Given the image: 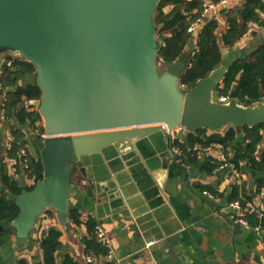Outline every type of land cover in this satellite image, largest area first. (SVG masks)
I'll return each instance as SVG.
<instances>
[{"label": "water", "instance_id": "95a60500", "mask_svg": "<svg viewBox=\"0 0 264 264\" xmlns=\"http://www.w3.org/2000/svg\"><path fill=\"white\" fill-rule=\"evenodd\" d=\"M159 1L0 0V55L16 53L34 66L19 86H38L41 98L21 108L39 111L46 134L29 146L41 158L43 179L29 190L22 175L21 194L7 192L20 210L11 223L18 245L28 246L49 210L61 227L72 229L71 198L78 193L73 173L84 171L89 158L125 156L158 132L169 145L164 124L170 131L181 127L179 141L204 129L233 127L242 134L246 126L264 124V101L245 106L235 91L228 101L216 96L242 50L225 51L222 63L192 88L180 77L191 63L193 42L161 71L162 40L154 22Z\"/></svg>", "mask_w": 264, "mask_h": 264}, {"label": "crops", "instance_id": "0c3cea01", "mask_svg": "<svg viewBox=\"0 0 264 264\" xmlns=\"http://www.w3.org/2000/svg\"><path fill=\"white\" fill-rule=\"evenodd\" d=\"M208 2L211 0H206L205 4ZM223 8L211 10L201 18L195 32L200 23L213 19H218L219 31L223 32L226 29ZM261 19L264 21V12ZM263 43L264 27L251 24L233 49L242 50L244 57ZM228 50L224 49V53ZM8 56L21 59L16 53L2 54V66ZM158 66L161 71L166 69L159 62ZM6 92L0 91V112ZM42 123H39L40 132ZM16 127H19L17 120L0 125V175L6 170L22 190V175L27 187L34 181L27 177L21 163L13 169L7 161V144L15 139L13 128ZM26 131L29 135L28 129ZM247 143L245 134L237 133L229 148L215 144L205 147L200 155L193 151L196 146L189 148V154L183 156L187 167H183L170 153L166 135L158 132L142 140L135 151L125 156L109 152L104 157L89 158L84 171L75 169L73 183L78 193L71 198V208L79 210L83 221L94 218L109 239L113 252L111 260L106 255L94 264H264V225H252L250 221L251 227L247 228L237 224L230 215L234 211L229 208L230 203L240 199L247 200L245 204L253 203L260 212L263 206L264 186L260 192L257 189L264 172L252 171L245 162L237 169L231 162L235 151ZM31 144L29 142L28 149L37 157L36 150L29 148ZM262 149L264 140L257 157ZM222 155L226 157L225 162ZM194 156L198 164L193 165L189 161ZM2 188L0 184V190ZM235 188H238L239 198L230 200L229 195ZM206 191L216 199H209ZM225 199L228 200L226 206L222 205ZM52 227L62 231L57 264H63L65 256L73 258L75 264H87L88 257L92 256L85 254L82 243L87 235L86 225L64 229L55 214L39 217L27 247L18 245L14 229L12 234H4V229L0 231L4 242L0 243V264H19L21 260L26 264H44L41 240ZM152 238L159 241L147 244Z\"/></svg>", "mask_w": 264, "mask_h": 264}, {"label": "trees", "instance_id": "16d2710c", "mask_svg": "<svg viewBox=\"0 0 264 264\" xmlns=\"http://www.w3.org/2000/svg\"><path fill=\"white\" fill-rule=\"evenodd\" d=\"M211 1L219 3L222 0ZM205 2L206 0H160L154 16L158 38L162 40L158 60L162 59L163 65L168 66L177 61L191 42L195 45L191 63L180 77V84L186 88H192L217 68L223 61L224 49L235 48L247 34L251 24L264 27V21L261 19V14L264 12V0H243L241 5L234 8H223L222 13L226 17V29L223 32L219 31L220 22L218 19H213L207 23H200L197 33H189L188 29L201 18ZM16 66L34 70L31 63L21 59L16 62ZM23 68L16 71L4 68L0 80L3 88L8 89L5 96V114L7 117H16L19 124V127L13 128L15 140L7 155L19 158V160L20 149L25 148L29 151V138L41 139L35 134L36 125L41 121L39 112H29L21 108L26 100L40 99L41 90L38 86L20 87L18 85V81L24 78ZM12 86H16L15 89L12 90ZM233 91L241 105L251 106L263 100L264 43L235 62L219 85L216 96L217 98L229 97ZM26 128L30 132L29 135H27ZM263 132L264 124L243 128L245 140L248 143L235 151L236 154L231 160L237 169H240L241 163L245 162L252 171L264 172V149H262L260 157L256 155L264 140ZM236 137L237 131L233 127L215 133L204 129L198 131L196 135H190L186 142L177 140L175 145L185 154H189V148L192 149L197 145L209 147L217 144L229 148ZM28 158L29 168L25 172L27 177L34 181L33 185L28 186V189L31 190L38 180L43 179V165L38 153L37 157L30 153ZM189 163L194 165L198 164V161L194 156ZM216 166H219V163ZM0 184L4 188V190H0V225L4 227V234H12L11 223L19 215L20 210L15 203L8 200L7 192L21 194L23 189H18L15 180L4 169L1 171ZM263 186L264 179H260L257 192H260ZM238 198V188H235L229 195V199ZM240 201L245 204L247 200L240 199ZM261 212L263 213L262 217L254 215L250 218L252 225H264V202ZM44 214L47 217L54 215L50 210ZM70 219L72 226L86 225L87 235L82 239L85 254L97 258L98 261L104 256L106 257L108 249L98 240L97 227L99 225L94 218L90 217L83 221L79 210L71 208ZM61 237L62 231L57 227H52L42 238L44 264L58 263L59 251L62 248ZM1 240L0 243H4ZM75 263L76 261L69 256H65L63 260V264ZM19 264H26V261L21 260ZM96 264L101 263L97 262Z\"/></svg>", "mask_w": 264, "mask_h": 264}, {"label": "built area", "instance_id": "2783aa9c", "mask_svg": "<svg viewBox=\"0 0 264 264\" xmlns=\"http://www.w3.org/2000/svg\"><path fill=\"white\" fill-rule=\"evenodd\" d=\"M240 3H242V0H222L219 3H214V2H208L206 4H204V9L202 12V16L201 18L206 17V15L211 11V10H216L220 7H225V8H234L236 6H238ZM199 19V21H201L202 19ZM198 21V22H199ZM196 26L197 23L193 24L189 29V33H195L196 31ZM159 64H163L162 59L159 60ZM217 95V94H216ZM219 101H228L229 97H221V98H217ZM5 102H6V98H4V101L2 103V108H1V112H0V125H2L3 123H7V122H13L15 119V117H7L6 116V111L4 109L5 106ZM164 129L167 130V135L169 138V150L170 153L173 154L175 156V159L177 161L178 164H180L183 167H187L186 162H184L183 160V156H184V152L178 148L175 145V142L178 140L177 139V133L180 131L181 127H177L176 129L170 131L167 125H163ZM39 136H41L42 139H44L46 137L45 133H40ZM14 138H12L8 144H7V153L10 152V150L12 149L13 146V142H14ZM203 149H205V147L202 146H196L193 151L197 154L200 155L201 151H203ZM19 158L16 157H11L7 155V161L8 163L13 167V169H16L17 165L19 163L22 164V166H24V170L26 171L29 168V154L27 149L23 148L20 149L19 153H18ZM222 161L225 162L226 161V157L222 155L221 157ZM237 176H239L240 174L238 172H236ZM205 195L212 200H215L216 197L215 195H213L210 192H205ZM229 208L234 211V213L230 214L231 212L229 211L228 213L231 215L232 219L235 221V223L243 225L247 228L251 227V223H250V217L254 216V215H260L262 216L263 213L259 211V209L257 208L256 205H254L251 202H248L246 204H243L240 200H235L232 203L229 204ZM97 237L99 242L104 245L107 249H108V254H107V259L111 260L112 259V249H111V245H110V241L107 238V236L105 235V233L103 232V230L98 226L97 227ZM97 260V258L95 257H88L87 259V264H91V263H95Z\"/></svg>", "mask_w": 264, "mask_h": 264}, {"label": "flooded vegetation", "instance_id": "af4514ba", "mask_svg": "<svg viewBox=\"0 0 264 264\" xmlns=\"http://www.w3.org/2000/svg\"><path fill=\"white\" fill-rule=\"evenodd\" d=\"M7 58V57H6ZM18 58H14V57H11V56H8V59H5L4 60V63H3V66L0 65V67L2 66V68H0V78H1V75H2V72L4 70V68H9L10 70H21V68H23V66H16V62H18ZM22 70H24V73H27V72H32L34 71L32 68L30 70H26V68L24 67ZM18 85H19V81H18ZM16 86H12L11 89H15ZM0 91H8V89H4L2 84L0 83ZM7 93V92H6ZM6 95V94H5ZM4 95V96H5ZM16 119V117H15ZM41 137V136H40ZM42 139V138H41Z\"/></svg>", "mask_w": 264, "mask_h": 264}, {"label": "rangeland", "instance_id": "374dc122", "mask_svg": "<svg viewBox=\"0 0 264 264\" xmlns=\"http://www.w3.org/2000/svg\"><path fill=\"white\" fill-rule=\"evenodd\" d=\"M158 62H159V60H158ZM162 67L164 68L165 65H163ZM42 122H43L42 120H41L40 122H38L37 125H36V128H35V129H36V130H35V131H36L35 134H37L38 136H39V134L41 133V132H40V124H39V123H42ZM42 124H43V123H42ZM34 139H36V138H32V139L30 140V142L33 143V140H34ZM28 154H30V151H28Z\"/></svg>", "mask_w": 264, "mask_h": 264}]
</instances>
